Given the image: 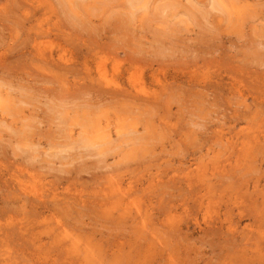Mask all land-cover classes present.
Returning <instances> with one entry per match:
<instances>
[{
    "label": "rangeland",
    "instance_id": "obj_1",
    "mask_svg": "<svg viewBox=\"0 0 264 264\" xmlns=\"http://www.w3.org/2000/svg\"><path fill=\"white\" fill-rule=\"evenodd\" d=\"M0 264H264V0H0Z\"/></svg>",
    "mask_w": 264,
    "mask_h": 264
},
{
    "label": "bare ground",
    "instance_id": "obj_2",
    "mask_svg": "<svg viewBox=\"0 0 264 264\" xmlns=\"http://www.w3.org/2000/svg\"><path fill=\"white\" fill-rule=\"evenodd\" d=\"M88 128V127H87ZM79 133V132H78ZM135 133V132H134ZM82 134V133H81ZM124 134V133H123ZM126 134V133H125ZM81 135H79V137H80ZM132 136V135H131ZM140 140V139H139ZM82 141V140H81ZM76 143V142H75ZM76 145H78V144H76ZM127 146V145H126ZM95 147V146H94ZM99 147V146H98ZM81 148V147H80ZM83 148H85V147H83ZM91 148H92V146H91ZM25 189V188H24ZM25 191V190H24Z\"/></svg>",
    "mask_w": 264,
    "mask_h": 264
}]
</instances>
